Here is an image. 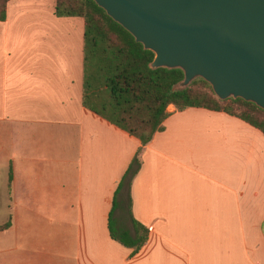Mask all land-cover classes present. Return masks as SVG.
Segmentation results:
<instances>
[{
  "label": "crops",
  "instance_id": "1",
  "mask_svg": "<svg viewBox=\"0 0 264 264\" xmlns=\"http://www.w3.org/2000/svg\"><path fill=\"white\" fill-rule=\"evenodd\" d=\"M84 81V21L57 16L53 0H10L0 264H264V134L169 106L142 146L84 105ZM134 221L147 230L137 252L109 231L133 236Z\"/></svg>",
  "mask_w": 264,
  "mask_h": 264
},
{
  "label": "water",
  "instance_id": "2",
  "mask_svg": "<svg viewBox=\"0 0 264 264\" xmlns=\"http://www.w3.org/2000/svg\"><path fill=\"white\" fill-rule=\"evenodd\" d=\"M144 50L151 69L181 70L218 100L264 111V0H92Z\"/></svg>",
  "mask_w": 264,
  "mask_h": 264
},
{
  "label": "trees",
  "instance_id": "3",
  "mask_svg": "<svg viewBox=\"0 0 264 264\" xmlns=\"http://www.w3.org/2000/svg\"><path fill=\"white\" fill-rule=\"evenodd\" d=\"M9 1L0 0V22L5 21ZM53 1L57 16L84 21V105L138 139L142 146L163 130L169 106L177 111L198 108L225 113L264 134L263 110L241 99L218 100L201 79L184 87L181 70L151 69L153 53L144 50L92 0ZM101 84L109 93L108 100L101 96ZM109 231L114 240L134 252L147 240V230L135 221L133 236L115 230L112 224Z\"/></svg>",
  "mask_w": 264,
  "mask_h": 264
},
{
  "label": "rangeland",
  "instance_id": "4",
  "mask_svg": "<svg viewBox=\"0 0 264 264\" xmlns=\"http://www.w3.org/2000/svg\"><path fill=\"white\" fill-rule=\"evenodd\" d=\"M91 73H93V72H91ZM104 84H101V86L99 87L98 86V88L99 89H101V96H102V98L105 100V99H109V93H108V91L106 90V88L103 86ZM5 215H6V213L5 212H3V211H0V222L1 221H4V219H5Z\"/></svg>",
  "mask_w": 264,
  "mask_h": 264
}]
</instances>
